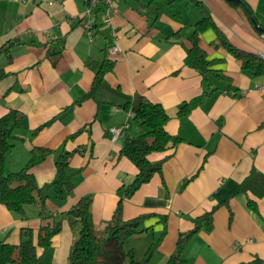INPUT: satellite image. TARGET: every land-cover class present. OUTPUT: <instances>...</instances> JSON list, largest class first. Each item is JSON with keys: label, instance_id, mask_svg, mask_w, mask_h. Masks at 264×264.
<instances>
[{"label": "crops", "instance_id": "0c3cea01", "mask_svg": "<svg viewBox=\"0 0 264 264\" xmlns=\"http://www.w3.org/2000/svg\"><path fill=\"white\" fill-rule=\"evenodd\" d=\"M240 1L247 7L228 0H117L110 26L101 25L98 13L89 37L82 28L85 0H0V118L10 109L25 116L5 173L21 170L32 148H46L52 154L31 173L39 187L49 185L57 176L55 162L82 150L69 161V196L58 201L53 190L47 192L45 213L61 222V230L49 248L37 251L41 264H67L72 233L66 212L79 199L92 197L90 222L98 234L137 175L121 149L142 133L124 107L138 96L159 104L169 116L165 130L181 139L175 148L148 156L151 163L162 162L161 173L123 199V220L166 217V233L150 263L165 264L179 234L214 208L212 230L202 227L189 241L186 263L264 260V223L246 207L252 200L264 216V90L258 89L264 75L243 71L213 29L199 35L211 63L205 76L187 55L194 25L206 12L231 45L264 54V32L246 12L264 28V0ZM112 47L115 53H109ZM105 61L112 69L94 96L85 97L95 77L89 63ZM186 104L189 112L180 116ZM124 125L113 143L110 128ZM40 223L37 205L25 206L23 216L0 205V242L18 245L21 229H31L36 242ZM144 226L150 229L126 241L138 260L163 230L157 217Z\"/></svg>", "mask_w": 264, "mask_h": 264}, {"label": "trees", "instance_id": "16d2710c", "mask_svg": "<svg viewBox=\"0 0 264 264\" xmlns=\"http://www.w3.org/2000/svg\"><path fill=\"white\" fill-rule=\"evenodd\" d=\"M228 1L233 7H247L242 1L239 3ZM207 29H213L216 32L217 37L221 39V44L236 60L241 62L243 71L252 76L264 75V60L256 54L242 51L231 45L207 12L194 25V31L190 37L192 46L187 50L192 67L201 75L205 76L210 71L211 64L198 44L199 35ZM89 65L94 69L95 77L92 87L85 97L91 98L102 83L104 74L112 69V63L105 61L98 65L92 63ZM124 107L131 110L133 120L142 128V133L137 137L128 138L121 149V155L135 165L138 173L131 183L123 187V196L119 200L111 220L102 226L98 234H95L90 222L91 196L82 197L75 206L66 212V219L72 233L67 264H150L166 233V217L150 214L123 220V199L132 197L142 185L151 180L154 174L161 173L162 162L151 163L148 156L151 153L175 148L181 143V139L170 135L165 130L169 116L159 104H154L146 98L138 96L132 102L125 104ZM188 112L189 108L186 104L179 110V115L185 116ZM24 119L23 114L12 109L0 118V205H4L8 211L19 216H23L25 206L37 205L41 223L36 233V242L31 229H21V241L18 245L1 241L0 264H41V256L37 251L49 248L52 238L61 230V222L45 213V203L50 197L47 192L53 190L54 198L58 201H64L69 196L74 188V173H67L69 161L74 154L82 152L81 149L65 152L61 159L55 162L57 176L49 185L39 187L31 173L33 167L43 163L52 154V151L46 148H32L26 165L17 172L6 174V156L13 149L15 140L18 139L17 130L23 127ZM197 173L190 179L194 178ZM260 195H264V192H261ZM246 207L264 223V216L258 213L254 201L248 199ZM214 211L215 208L193 219L194 227L188 232L179 234L175 251L165 264H187L182 258L184 249L202 227L208 231L212 230ZM156 217L163 224V230L157 240L147 247L142 258L138 260L134 250L125 248V243L128 239L148 231L150 227L144 226L145 221ZM241 264H264V260L256 258L249 263Z\"/></svg>", "mask_w": 264, "mask_h": 264}, {"label": "built area", "instance_id": "2783aa9c", "mask_svg": "<svg viewBox=\"0 0 264 264\" xmlns=\"http://www.w3.org/2000/svg\"><path fill=\"white\" fill-rule=\"evenodd\" d=\"M20 1L25 2L27 0ZM116 1L117 0H85V20L82 22V28L89 37H92L93 35V20L98 13L100 14L101 25L104 27L110 26L112 17L117 13ZM116 51V47L109 49V53H115ZM258 57L264 60V54H259ZM258 89L264 90V86H259ZM125 128H127V125L122 127L113 126L110 128L109 131L111 134V141L113 143L117 141V138L121 135L123 129Z\"/></svg>", "mask_w": 264, "mask_h": 264}, {"label": "water", "instance_id": "95a60500", "mask_svg": "<svg viewBox=\"0 0 264 264\" xmlns=\"http://www.w3.org/2000/svg\"><path fill=\"white\" fill-rule=\"evenodd\" d=\"M230 1H233V2H236V3H239L240 0H230ZM246 12L251 20V22L253 23V25L255 26V28L261 32H264V28L260 27L257 25L256 21L254 20L252 14L248 11V9H246Z\"/></svg>", "mask_w": 264, "mask_h": 264}, {"label": "rangeland", "instance_id": "374dc122", "mask_svg": "<svg viewBox=\"0 0 264 264\" xmlns=\"http://www.w3.org/2000/svg\"><path fill=\"white\" fill-rule=\"evenodd\" d=\"M125 248H126V249H129V248H130L129 245H128L127 243L125 244ZM140 250H141V249L137 247V254H139V251H140ZM150 264H153V263H150Z\"/></svg>", "mask_w": 264, "mask_h": 264}]
</instances>
